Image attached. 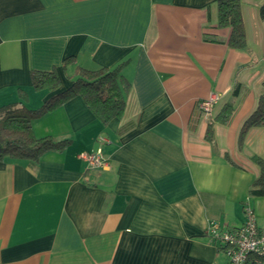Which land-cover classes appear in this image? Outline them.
I'll list each match as a JSON object with an SVG mask.
<instances>
[{
  "label": "crops",
  "instance_id": "1",
  "mask_svg": "<svg viewBox=\"0 0 264 264\" xmlns=\"http://www.w3.org/2000/svg\"><path fill=\"white\" fill-rule=\"evenodd\" d=\"M217 1L0 0V121L55 94L34 71H55L61 92L79 69L126 62L131 83L122 117L105 125L75 97L32 121L64 149L0 160V264H229L209 223L242 225L248 203L264 227V195L251 194L264 127L239 140L264 92V0H243L241 50ZM227 102L233 117L208 138ZM98 147L107 165L89 170L80 154Z\"/></svg>",
  "mask_w": 264,
  "mask_h": 264
},
{
  "label": "trees",
  "instance_id": "2",
  "mask_svg": "<svg viewBox=\"0 0 264 264\" xmlns=\"http://www.w3.org/2000/svg\"><path fill=\"white\" fill-rule=\"evenodd\" d=\"M243 0H218V26L231 28L228 40L229 46L235 49L246 48V31L242 16ZM260 17L264 21V4L259 9ZM74 60H66V63ZM126 62L113 68L99 70L79 69L75 79L66 90L57 92L61 85L59 75L55 71H34L31 75L32 84L36 90L49 89L55 92L39 108L20 113H11L0 121V160L6 155L15 158L39 161L41 156L49 150H62L69 141H57L51 136L37 138L33 132L32 121L51 111L75 97H81L95 116L103 123L108 124L115 118H120L125 112V94L130 91L131 83L123 74ZM241 91L238 83L233 91L237 96ZM235 106L227 102L221 111L213 118L208 126L207 137L212 138L215 123L227 124L233 117ZM252 127H264V92L260 95L254 112L242 125L240 142L246 132ZM261 174L253 185L251 194L264 195V160L254 156Z\"/></svg>",
  "mask_w": 264,
  "mask_h": 264
},
{
  "label": "built area",
  "instance_id": "3",
  "mask_svg": "<svg viewBox=\"0 0 264 264\" xmlns=\"http://www.w3.org/2000/svg\"><path fill=\"white\" fill-rule=\"evenodd\" d=\"M219 101L213 96L200 103L206 116L212 117L213 108ZM103 141H106L103 138ZM80 157L86 161L87 168L101 169L107 165L102 147L93 152H83ZM244 223L233 227L218 221H211L207 236L228 258L229 264H264V227H260L254 209L244 204Z\"/></svg>",
  "mask_w": 264,
  "mask_h": 264
}]
</instances>
